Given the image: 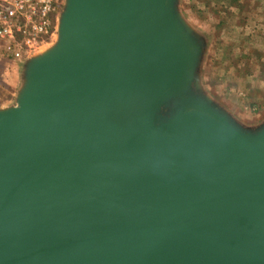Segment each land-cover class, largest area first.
<instances>
[{"label":"water","instance_id":"95a60500","mask_svg":"<svg viewBox=\"0 0 264 264\" xmlns=\"http://www.w3.org/2000/svg\"><path fill=\"white\" fill-rule=\"evenodd\" d=\"M176 0H69L0 112V264H264V128L193 89Z\"/></svg>","mask_w":264,"mask_h":264},{"label":"rangeland","instance_id":"374dc122","mask_svg":"<svg viewBox=\"0 0 264 264\" xmlns=\"http://www.w3.org/2000/svg\"><path fill=\"white\" fill-rule=\"evenodd\" d=\"M69 0H60L59 26ZM176 14L200 42L195 93L248 134L264 128V0H176ZM59 31L19 61L0 60V112L18 105L29 62L58 44Z\"/></svg>","mask_w":264,"mask_h":264},{"label":"built area","instance_id":"2783aa9c","mask_svg":"<svg viewBox=\"0 0 264 264\" xmlns=\"http://www.w3.org/2000/svg\"><path fill=\"white\" fill-rule=\"evenodd\" d=\"M60 0H0V60L19 61L58 31Z\"/></svg>","mask_w":264,"mask_h":264}]
</instances>
